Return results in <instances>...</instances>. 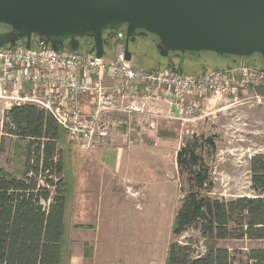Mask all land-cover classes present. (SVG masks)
<instances>
[{
  "label": "rangeland",
  "instance_id": "374dc122",
  "mask_svg": "<svg viewBox=\"0 0 264 264\" xmlns=\"http://www.w3.org/2000/svg\"><path fill=\"white\" fill-rule=\"evenodd\" d=\"M118 44L114 38L110 40L106 48L109 57ZM90 46L82 42L79 53H86ZM130 51L137 68L159 71L170 64L169 59L159 56L157 61L134 44ZM256 63L261 60L248 65ZM232 65L227 58L210 55L186 57L178 66L183 74L199 76ZM256 96L263 100L257 101ZM4 115L0 109V168L20 176L26 143L5 134ZM150 121L146 118L143 122L146 130L137 132L134 128L131 139L115 132L107 139L102 150L120 153L118 172L103 166L108 159L101 158L98 150H83L65 135L61 150L69 204L63 264H68L74 244L76 249L89 250L91 264H166L169 244L175 239L172 226L183 197L181 188L185 186L177 167V152L194 135L213 138L217 146L214 159H207L215 182L213 196L226 200L255 197L250 159L264 155V85L241 93L237 99L210 97L201 101L200 111L184 122L162 119L156 129H150ZM206 150L211 153L208 147ZM116 158L114 155L112 162ZM76 229L81 231L76 234ZM177 240L182 246H191L194 256L203 255L207 244L228 249L235 264H252L248 252L264 249V241L209 242L196 229Z\"/></svg>",
  "mask_w": 264,
  "mask_h": 264
},
{
  "label": "trees",
  "instance_id": "16d2710c",
  "mask_svg": "<svg viewBox=\"0 0 264 264\" xmlns=\"http://www.w3.org/2000/svg\"><path fill=\"white\" fill-rule=\"evenodd\" d=\"M105 38L110 42L114 34ZM82 42L90 43L89 52L93 42ZM186 57L190 55L172 54L171 58L183 61ZM257 59L261 63L251 67L264 69L260 55L244 62L248 65ZM169 60L166 68L176 70ZM3 130L26 143V160L20 176L0 168V264H63L69 199L61 145L66 132L52 114L34 105L5 112ZM216 151L213 138L194 135L177 152V167L185 186L172 226L176 240L169 244L166 264H235L230 250L209 244L203 255L194 256L191 246H182L177 240L190 229L200 231L209 242L264 241V155L250 159L255 197L226 200L213 196L215 182L207 159L213 160ZM247 258L252 264H264V249H251Z\"/></svg>",
  "mask_w": 264,
  "mask_h": 264
},
{
  "label": "built area",
  "instance_id": "2783aa9c",
  "mask_svg": "<svg viewBox=\"0 0 264 264\" xmlns=\"http://www.w3.org/2000/svg\"><path fill=\"white\" fill-rule=\"evenodd\" d=\"M114 39L119 44L112 58L56 52L38 41L31 49L0 48V109L37 106L52 114L70 142L97 151L113 132L131 139L134 128L145 129L146 118L153 120L150 129L162 119L184 122L200 111L201 101L237 99L264 85V69L244 61L204 76L137 68L125 58V32Z\"/></svg>",
  "mask_w": 264,
  "mask_h": 264
},
{
  "label": "water",
  "instance_id": "95a60500",
  "mask_svg": "<svg viewBox=\"0 0 264 264\" xmlns=\"http://www.w3.org/2000/svg\"><path fill=\"white\" fill-rule=\"evenodd\" d=\"M0 29L9 30L0 48L38 41L77 53L89 39V54L104 58L105 36L124 31L129 62L132 44L157 61L173 54L264 62V0H0ZM172 62L180 76V60Z\"/></svg>",
  "mask_w": 264,
  "mask_h": 264
},
{
  "label": "crops",
  "instance_id": "0c3cea01",
  "mask_svg": "<svg viewBox=\"0 0 264 264\" xmlns=\"http://www.w3.org/2000/svg\"><path fill=\"white\" fill-rule=\"evenodd\" d=\"M232 64L233 65L230 66L227 69H230L231 67L232 68L236 67L239 64V62L236 63V64L232 62ZM222 70H224V69H222ZM137 132H139V129H137ZM97 154L99 156H101V158H103V159H108L107 162H102L104 167H107V168L111 169L113 172H116L118 169H120V167H121V161L120 160H122L121 157H120V153L115 152V151L111 152V151H109L107 149L106 150L100 149V150L97 151ZM114 155L117 158H116L115 161L112 162V158H113ZM80 209H84V208L80 207ZM90 226H92V224H90ZM79 231H81V230L80 229L74 230V232L76 234ZM73 240L76 241L75 238H73ZM74 246H75V244L73 245V247H71V256L69 258L68 264H91L90 263V259L85 255V249L81 248V247H77V249H76V248H74Z\"/></svg>",
  "mask_w": 264,
  "mask_h": 264
},
{
  "label": "flooded vegetation",
  "instance_id": "af4514ba",
  "mask_svg": "<svg viewBox=\"0 0 264 264\" xmlns=\"http://www.w3.org/2000/svg\"><path fill=\"white\" fill-rule=\"evenodd\" d=\"M6 31H9L8 29H0V33L1 32H6ZM148 37H152V36H148ZM154 40V39H153ZM155 41V40H154ZM172 57V55L171 56H169V59H171L172 61H173V58H171ZM166 59H168V58H166Z\"/></svg>",
  "mask_w": 264,
  "mask_h": 264
}]
</instances>
